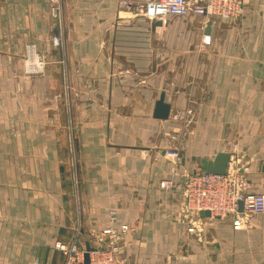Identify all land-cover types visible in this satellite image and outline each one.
Here are the masks:
<instances>
[{"label": "crops", "instance_id": "obj_1", "mask_svg": "<svg viewBox=\"0 0 264 264\" xmlns=\"http://www.w3.org/2000/svg\"><path fill=\"white\" fill-rule=\"evenodd\" d=\"M119 1L62 0L52 18L47 0H0V264H63L55 244L96 245L110 212L131 227L129 264H264V212L248 228L205 218L197 238L158 185L226 152L264 193V0L233 21Z\"/></svg>", "mask_w": 264, "mask_h": 264}, {"label": "built area", "instance_id": "obj_2", "mask_svg": "<svg viewBox=\"0 0 264 264\" xmlns=\"http://www.w3.org/2000/svg\"><path fill=\"white\" fill-rule=\"evenodd\" d=\"M131 1L120 0L119 4L128 6ZM48 3L50 14L57 18L62 0H48ZM242 12V0H146L142 6V14L147 20L166 16L184 18L192 13L203 17L204 21L208 17L229 21L238 18ZM54 43H58L57 37ZM33 54L35 46L32 44L28 46L24 57V65L29 72L39 71L42 67L40 56L37 54L33 61ZM158 185L161 189L178 191L174 211L186 222L187 231L195 233L197 238L203 235L205 218L231 217L233 225L241 226L264 212V193L248 190L246 178L239 172L237 165L226 167L223 174L194 171L187 174L179 185L175 184L172 177L162 178ZM201 210H208L210 216H200ZM109 217L111 224L94 236L96 245H91L93 249L89 251V263L129 264L118 254L120 242L131 227L125 222H114L113 212H110ZM55 247L65 252L63 264H83L84 247L80 249L75 243L68 246L56 243Z\"/></svg>", "mask_w": 264, "mask_h": 264}, {"label": "water", "instance_id": "obj_3", "mask_svg": "<svg viewBox=\"0 0 264 264\" xmlns=\"http://www.w3.org/2000/svg\"><path fill=\"white\" fill-rule=\"evenodd\" d=\"M170 105L164 101V94L161 93L158 99L154 103L152 110V117L155 119H166L169 116ZM229 160V154L226 152H218L214 158L207 163L205 171L208 173H219L223 174L225 172L226 164ZM239 209H241V203H239ZM199 215L202 217H209L210 212L208 210L199 211ZM93 247L89 242L84 243L83 252V264L89 263V251Z\"/></svg>", "mask_w": 264, "mask_h": 264}, {"label": "rangeland", "instance_id": "obj_4", "mask_svg": "<svg viewBox=\"0 0 264 264\" xmlns=\"http://www.w3.org/2000/svg\"><path fill=\"white\" fill-rule=\"evenodd\" d=\"M47 2H48V0H47ZM242 3H243V1H242ZM48 4H49V3H48ZM243 9H244V8H243ZM49 13H50V12H49ZM50 16H51L52 18H55V17L52 16L51 14H50ZM210 18H213V17H208L206 20H210ZM206 20H205V21H206ZM233 20H236V19H232V20H230V21H233ZM203 21H204V20H203ZM55 37H56V36H54L53 39H52L53 43H54V38H55ZM32 44L35 46V43H34V42H29V43H27V44L25 45V50H26L25 53L27 52V48H28V46H30V45H32ZM37 54H38V53H37L36 50H35V54H33V56H32V60H33V61H35V57H36ZM42 55H43V54H42ZM25 56H26V55H25ZM25 56H24V57H25ZM40 58L42 59V67L39 69V72L43 70V67H44V64H45V60H44L45 57H44V56H43V57L40 56ZM24 66H25V65H24ZM25 70H26V66H25ZM26 72H29V71L26 70ZM32 72H33V71H32ZM35 72H38V71H35ZM168 155L170 156V153H168ZM171 155L174 157V159H176V157H177V156H176V153H174V154L171 153ZM189 174H190V173H189ZM71 181H72V179H71ZM253 192H254V191H253ZM254 218H255V217H254ZM254 218H253V219H254ZM219 219H220V218H219ZM253 219H251L249 223L245 224L244 227H245V228L251 227V225H252V224H251V221H252ZM241 226H242V225H241ZM241 226L239 225V226H236V227H241Z\"/></svg>", "mask_w": 264, "mask_h": 264}]
</instances>
